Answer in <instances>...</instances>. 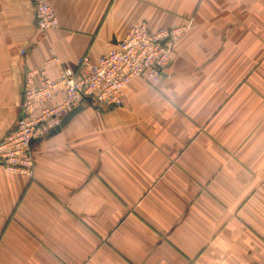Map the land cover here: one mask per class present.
<instances>
[{"label":"crops","instance_id":"1","mask_svg":"<svg viewBox=\"0 0 264 264\" xmlns=\"http://www.w3.org/2000/svg\"><path fill=\"white\" fill-rule=\"evenodd\" d=\"M50 2L41 32L32 0H0V139L26 71L98 62L139 22L187 29L157 82L36 141L32 178L0 163V264H263L264 0Z\"/></svg>","mask_w":264,"mask_h":264},{"label":"built area","instance_id":"2","mask_svg":"<svg viewBox=\"0 0 264 264\" xmlns=\"http://www.w3.org/2000/svg\"><path fill=\"white\" fill-rule=\"evenodd\" d=\"M32 1L38 29L46 32L56 28L58 15L50 0ZM186 29H154L139 22L98 62L82 56L76 68L63 67L57 78L50 77L46 68L26 71L16 125L0 139L1 165L11 173L32 178L36 141L56 129L86 97H92L97 104L120 107L126 102L125 87L134 78L157 82L172 64L176 44ZM25 52L22 50V54Z\"/></svg>","mask_w":264,"mask_h":264},{"label":"water","instance_id":"3","mask_svg":"<svg viewBox=\"0 0 264 264\" xmlns=\"http://www.w3.org/2000/svg\"><path fill=\"white\" fill-rule=\"evenodd\" d=\"M85 100L91 104L94 103L93 98L90 96L86 97ZM100 107H101V105H100ZM82 108H83L82 105H79L76 108H74L71 112H69L67 115H65V117L61 121V124L56 129L51 131L49 135H53V134H56L57 132L61 131L66 125H68L70 123V121L73 119V117L75 115H77L82 110Z\"/></svg>","mask_w":264,"mask_h":264}]
</instances>
